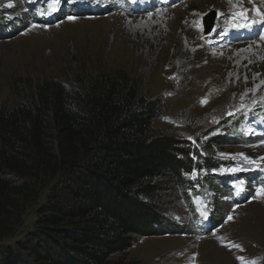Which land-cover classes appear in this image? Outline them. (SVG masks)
<instances>
[{"label": "rangeland", "instance_id": "obj_1", "mask_svg": "<svg viewBox=\"0 0 264 264\" xmlns=\"http://www.w3.org/2000/svg\"><path fill=\"white\" fill-rule=\"evenodd\" d=\"M153 1L59 0L48 14L49 0H0V106L22 102L11 90L16 79L75 81L80 71L117 70L142 78V96L164 102L155 128L193 145L195 169L187 190L172 174L162 182L158 201L170 227L139 237L123 256L141 264H242L238 257L264 264V17L256 12L264 13V0ZM249 24V36L237 39ZM48 195L11 212L15 232L0 249L30 237Z\"/></svg>", "mask_w": 264, "mask_h": 264}, {"label": "trees", "instance_id": "obj_2", "mask_svg": "<svg viewBox=\"0 0 264 264\" xmlns=\"http://www.w3.org/2000/svg\"><path fill=\"white\" fill-rule=\"evenodd\" d=\"M143 85L123 70L13 81L22 102L0 106V241L15 232L13 210L49 195L0 264H141L123 255L170 227L163 180L187 190L195 169L193 145L155 128L164 102Z\"/></svg>", "mask_w": 264, "mask_h": 264}, {"label": "snow or ice", "instance_id": "obj_3", "mask_svg": "<svg viewBox=\"0 0 264 264\" xmlns=\"http://www.w3.org/2000/svg\"><path fill=\"white\" fill-rule=\"evenodd\" d=\"M58 3H59V0H49V2H48L49 13L48 14H51L52 12L57 11V5H58ZM11 6H12L11 4L8 5V7H11ZM233 7H239V5H233ZM256 12H257V15L258 16L264 17V13L260 12L259 9H256ZM44 14L45 13H41V15H44ZM235 15H238V16L243 17V16H245V13L243 11H241L239 13H236ZM69 19H72V17H69ZM262 22H264V21H262ZM260 39L264 40V36H261ZM170 78H172V77H170ZM205 103H207V99L206 98L201 100V104H205ZM229 115H231V113H229ZM221 155H224V154H221ZM241 155H243V154H241ZM244 159L245 160H248V157H244ZM261 159H264V157H262ZM249 162L250 163H255V161H249ZM236 170L237 169H232V171H236ZM234 187L237 189V194H239L240 191H243V182L241 181L239 184H236ZM201 215L205 219H207V212L206 211H202L201 212ZM231 219H232V217L229 216L228 217V220H231ZM225 222H227V221H225ZM232 246L233 247H237V248L240 247L239 245H232ZM238 259H240L242 261V264H244V261H243V258L242 257H238ZM248 264H255V262L254 261L248 262Z\"/></svg>", "mask_w": 264, "mask_h": 264}, {"label": "bare ground", "instance_id": "obj_4", "mask_svg": "<svg viewBox=\"0 0 264 264\" xmlns=\"http://www.w3.org/2000/svg\"><path fill=\"white\" fill-rule=\"evenodd\" d=\"M153 4H160L161 6L163 5V0H154L153 1ZM131 10L132 11H134V13H137V14H142V13H145V12H147V11H149L150 9L149 8H147L146 10H144V11H142V12H140L138 9H137V7L135 6H133V8L131 7ZM248 23H249V21H248ZM256 26V25H255ZM254 26V27H255ZM250 28V24H249V27H244V28H241V29H243V30H241L240 32H239V34L237 35V36H235V37H237V39H242L244 36H249L248 34H247V32H248V29ZM250 29H253V27L251 26V28ZM214 30V29H213ZM212 33V32H211ZM213 34H214V32H213ZM212 34V35H213ZM237 39L235 40V41H237ZM233 40V39H232ZM234 42V41H233ZM236 43H239L238 41L236 42Z\"/></svg>", "mask_w": 264, "mask_h": 264}, {"label": "water", "instance_id": "obj_5", "mask_svg": "<svg viewBox=\"0 0 264 264\" xmlns=\"http://www.w3.org/2000/svg\"><path fill=\"white\" fill-rule=\"evenodd\" d=\"M216 18H217V14L215 11H213L208 17L204 19L203 25H204V33L206 35L210 34L215 28Z\"/></svg>", "mask_w": 264, "mask_h": 264}]
</instances>
